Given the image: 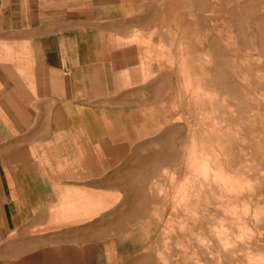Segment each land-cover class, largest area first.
Masks as SVG:
<instances>
[{"label":"crops","instance_id":"obj_1","mask_svg":"<svg viewBox=\"0 0 264 264\" xmlns=\"http://www.w3.org/2000/svg\"><path fill=\"white\" fill-rule=\"evenodd\" d=\"M150 1L0 0V264L155 254L175 76L130 41Z\"/></svg>","mask_w":264,"mask_h":264},{"label":"rangeland","instance_id":"obj_2","mask_svg":"<svg viewBox=\"0 0 264 264\" xmlns=\"http://www.w3.org/2000/svg\"><path fill=\"white\" fill-rule=\"evenodd\" d=\"M148 11L151 28L130 41L175 76L174 128L152 146L175 160L152 185L159 222L145 225L155 254L143 264H264V0H151Z\"/></svg>","mask_w":264,"mask_h":264}]
</instances>
